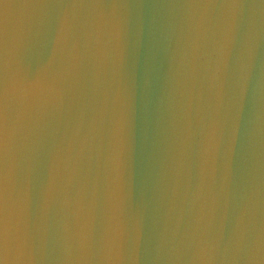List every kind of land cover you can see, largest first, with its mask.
<instances>
[{
	"label": "water",
	"instance_id": "obj_1",
	"mask_svg": "<svg viewBox=\"0 0 264 264\" xmlns=\"http://www.w3.org/2000/svg\"><path fill=\"white\" fill-rule=\"evenodd\" d=\"M0 264H264V0H0Z\"/></svg>",
	"mask_w": 264,
	"mask_h": 264
}]
</instances>
